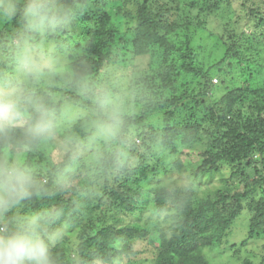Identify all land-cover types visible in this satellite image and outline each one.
I'll return each mask as SVG.
<instances>
[{
  "label": "trees",
  "instance_id": "trees-1",
  "mask_svg": "<svg viewBox=\"0 0 264 264\" xmlns=\"http://www.w3.org/2000/svg\"><path fill=\"white\" fill-rule=\"evenodd\" d=\"M8 3L9 0H0V89L9 90L16 87L17 81L6 77L8 56L19 53L16 40L23 26L19 15L6 13ZM62 3L83 7L66 27L44 35L27 34L25 38L34 46L33 54L49 58L57 50L66 49L68 60H74L66 64L63 82L55 81L51 73L50 82L40 81V85L16 61L13 68L24 76L19 85L21 110L15 127L10 122H0V164L5 162L6 154H26L25 165L33 169L32 160L50 138L30 141L25 133L35 122L38 104H44L50 113L52 133L63 113L62 96L71 102L66 106L67 115L87 112L70 127L65 141H71L72 145L90 138V126L99 119L94 94L100 89L110 92V80L117 81V86L119 80H126L130 90L124 94L122 120L126 134L112 141L118 140L134 154L137 143L127 136V128L145 129L148 117L161 112L165 113L162 119L165 124L160 129L163 136L158 137L152 125L147 133L143 131L144 145L140 150L143 152L138 165L131 168L117 163V153L105 150V156L87 168L100 167L102 174L91 180L103 184L96 202L94 197L90 198V190L80 174H72L67 184L55 185L57 178L73 164L76 150L71 146L64 159L54 162L45 173L47 184H37L32 194L18 205L22 211L16 214L11 209L6 215L51 214L47 231L60 234L52 249L50 245L54 264H72L64 257L70 252L67 248L73 239L78 241L75 264H132L138 252L136 243L147 244V240L151 246L147 245L144 252L151 264H216L210 254L230 245L229 233L244 211V202L252 198L247 205L251 214L247 238L226 247L233 251L229 259L235 260L242 247L264 235V64L249 62L245 68L239 66L240 51H248L242 40L258 41L260 35L255 30L248 36L238 27L246 14L264 25V0H241L237 10L236 0H62ZM226 10L230 15L232 10L240 13L232 24L218 23L217 15ZM2 13L8 16L7 20ZM209 40L225 53L213 65L206 62ZM227 66L229 69H225ZM218 67L220 84L213 82L216 78L211 73L215 74ZM108 69H112V76L106 74ZM192 78L196 82L190 89ZM80 81L88 85V92L76 90ZM218 90H224V95L216 101L214 94ZM57 94L61 98L56 99ZM183 101L190 102L192 107L187 109L186 124L177 127L173 113L168 110ZM134 107L141 110L140 115L126 113V109L131 111ZM198 111H203L204 116L199 117ZM11 116L12 113L10 121ZM160 139L161 147L173 152L177 151L178 143L189 149H203L195 176L208 169L220 171L226 165L231 173L224 182L232 184L238 180L242 189H231L226 184L209 199L194 203L191 186L171 188L159 170L147 162L154 161V157L145 152H151L150 144ZM257 155L263 160L253 164L251 159ZM181 165L178 160L172 168ZM92 202L94 218L87 221L83 207L91 206ZM169 219L171 226L165 230L163 223ZM91 230L93 234H89ZM254 252L248 249L255 260H244L243 264H264V257L258 259ZM219 258L221 261L223 256Z\"/></svg>",
  "mask_w": 264,
  "mask_h": 264
},
{
  "label": "rangeland",
  "instance_id": "rangeland-1",
  "mask_svg": "<svg viewBox=\"0 0 264 264\" xmlns=\"http://www.w3.org/2000/svg\"><path fill=\"white\" fill-rule=\"evenodd\" d=\"M236 1H238L237 5L235 6V9L237 10L238 5L241 3V0H236ZM236 10H234V12L232 10L231 15L228 10L224 11L223 13L218 14L216 17L217 22L218 23L223 22V24H227L228 22H230V24H232L240 13L239 11H236ZM235 13L237 16L235 15ZM241 14L243 15L242 12ZM2 15L5 16L4 17L5 20L8 19L7 15L3 13ZM4 18L2 16V19ZM243 18L245 20L242 21V24L238 26L239 31H245V33L248 36H251V33H254L256 30V34L260 35V40L255 41V40L250 39L249 41H247L246 38L242 40V43L248 47V51L244 49L240 51L242 60L240 61L239 66L241 67V65L242 66L244 65V68H245L247 65H250L249 62H255V64H258V63L264 64V25L260 23L258 18H255L251 14H246ZM2 22L3 21L1 20V23ZM213 39L217 41V37H213ZM204 46H206V41L204 42ZM206 51H207V56H208L206 58V62L208 65H213L214 63L220 61L224 57V54H225L224 49H220L217 46V43L211 44L210 40L207 44ZM18 55L19 53L9 54L8 61L10 60V63H8V66H6L8 70L6 72V75H7L6 77L13 78V80L17 81L15 88L22 93V89L19 87V85L21 82L24 81V76H22L19 72H17L18 71L17 68H13L14 65L16 64ZM33 55L37 56L41 63H47L49 65L44 70V74L39 79H37V84L39 85H40V81L50 82L49 75L51 73L55 81L58 79H61L63 82L64 79L66 78V75L65 73H62V72L64 68L67 66L66 64L74 60V58H71L70 60H68L69 56H68V51L66 49L59 50V51L57 50V52L52 57H49V58L47 57L44 58L45 56L43 57L41 54L36 55L34 53ZM0 61H2L1 57H0ZM140 63H142V61H140ZM225 69H229V67L227 66L225 67ZM108 70L106 71V74H110V76H112L113 75L111 72L112 69H108ZM218 70H219V67L216 68L215 74H213L214 71L211 73H212V76L216 78L219 81L218 83L220 84L221 78L216 75V71ZM46 71L48 72V74L46 73ZM194 80H195L194 78L191 79V81L193 82L190 85V89H193L195 86L194 82H196V80L195 81ZM119 82L121 83H119V86H117L116 84L117 81H113V80L109 81L110 92L113 93L115 91L116 93H121L125 95L129 94L130 93L129 87L127 89L128 82L126 80H119ZM56 85H58V83ZM43 88L47 89V86H43ZM9 90L0 89V94H5ZM223 95H224V90L216 91L214 94L216 101H219L220 97ZM55 97L56 99L61 98L60 94H57ZM61 99L65 105V109L63 105V109H62L63 113H62L60 122L58 123L56 128H54V130L52 131L50 139L45 144H43V146H41L38 154L32 160L33 169H28L25 165L26 154H17V155L6 154L5 162L9 164L16 163V164H19L25 167L32 173L35 185L37 184L41 185L40 182L43 185H46L47 184L45 182L46 178H44L45 173L48 170H50L54 162L56 163L64 159L68 150L72 148L71 146H75L76 151L74 152L73 164L63 175L57 178V180L55 181V185L58 186L60 184H67L72 174L73 176L80 174V179H81V176H83L82 179L86 182L87 187L90 190V193H89L90 198L94 197L95 202H96L100 194L98 191L102 190L103 184L102 183L99 184L98 181L91 182V180L94 179L93 176L102 175V174H101V171L99 170L100 167L99 169L93 168L91 170H88L87 168L89 166L96 165L98 161L101 159V157H104L105 156L104 154L109 153V152L118 154L116 155L118 159L117 163H119L122 166L131 168V167L138 165V162L143 152L140 150L143 148V145H144V142H143L144 138L142 137V132L144 131L143 133H147L148 127L152 125L154 126L156 130L155 134L158 137H162L163 132L161 133L160 129H162V125L164 126L165 124V123H162V119H163V116H165V113L161 112V113L152 114L150 116L148 115L149 117L146 121V124L144 125L146 127L145 129L139 128L137 126H131V127L127 126L128 127L127 136L129 138H133L135 142L137 143L136 151L133 154V153H130V151L127 150L124 145L117 143L118 140L112 141L113 139L104 140V139L96 138L94 122L91 124L90 126L91 128L89 130V132L92 131L91 132L92 136L90 138L78 144L72 143L71 145V141L66 142L64 135L68 131H70V127L75 123V121H77V119L79 118L85 117L87 112L86 110L84 111L80 110L81 113L79 114L75 115L74 113L73 114L68 113L67 115L68 110H66V106L71 105V102L65 101V97L63 96ZM182 104L183 105L185 104V105L183 106ZM188 107L189 109L192 107L190 102L183 101L178 107L176 106L168 110L169 112L173 113V119L177 127L186 124V120H188L187 118H189L187 114ZM130 108H132V106H130ZM140 112L141 110L136 109L135 107L131 109V111H128L126 109V113L127 114L129 113L130 115L131 114L140 115ZM197 114L199 115V117L204 116L203 111H198ZM94 116L97 117V114L94 113ZM173 119H172V122H173ZM0 122H8V123L10 122V112L8 111L6 107L0 109ZM123 126H124V121L122 122L120 133L118 137L116 138H120L122 135L126 134L124 132ZM110 141L112 142L109 143ZM146 144H149V143L146 142ZM150 146H151V152H145V153L149 155L152 154L154 157L153 159L154 161L148 160L147 162H149L152 167H155L156 169L159 170L161 177L162 176L165 177L164 179L165 183L167 185H171V188L174 187L177 189H188L191 186L194 203L197 201H204L206 200L208 196H214L218 190L222 189L223 187L227 185L231 189H235V190L237 188L239 190L242 189V187L241 189L239 188V183L237 182L238 180L236 181V183L231 182L232 184H228L224 182V180H226L230 176V173H231L229 170V167H227L226 165H222L220 167V171L208 169V171H206L204 174L200 175L199 177H196L195 173H196L197 167H199L202 162L199 155L201 152L204 151L203 149L199 147H193L189 149L188 147L181 146L178 143L177 151L173 152L171 148L161 147V139L157 143H154V144L151 143ZM105 150L106 152L103 154ZM178 160L181 161L182 163L181 168H174V167L172 168V164ZM251 160H252V163L255 164L256 162L260 163V161L263 160V158L257 155ZM37 173H40V176L36 175ZM262 175H264L263 172H262ZM262 195L264 196L263 193ZM213 198L214 197H211V199ZM251 202H252V198H249L246 202H244V207H245L244 211L240 214L239 218L234 223L232 230L229 233V236L227 239V242L230 245H233L234 243L238 244L247 238L248 224L250 222V217H251V214L249 213V209L247 205ZM93 206H94V203L92 202L91 206L86 205L85 207H83L86 210L84 214H85L87 221H90L91 219L94 218V215L92 214ZM12 210L16 214H19L22 211V207L16 206ZM26 215H29V214H26ZM171 223L172 221L170 219L169 221L163 223L164 229L165 230L168 229V227L171 226ZM93 232L94 231L91 230L89 231V234H93ZM146 242L147 244H144L143 242H140V241L136 243L135 247L137 248L138 252L136 256L132 258L133 259V261H131V263L133 262L132 264H151L150 259H148L149 255H146V253L144 252V249H146L147 245L149 247L151 246L150 245L151 242L148 240ZM55 244H56L55 241H53L51 244V249L52 247L55 246ZM77 244H78V241L76 239H73L70 242V246L67 248V250H69L70 252L67 254V256L64 257L66 262L72 263V264L76 263L77 258L74 252L76 250ZM230 245H226V246L223 245L220 249H217L220 252H217V250L212 252L210 254V257L213 260V262H215L216 264H243L244 260L254 261L255 258L251 254L248 253V249L250 251L254 250L255 251L254 255H256L258 259H260L261 257H264V235H262L259 239L252 240L249 243L248 247L247 246L242 247L239 257L235 258V260H232V261L229 259V257L230 256L232 257L233 251L231 250V248H228V249L226 248V247H229ZM220 255L223 256L221 261H219Z\"/></svg>",
  "mask_w": 264,
  "mask_h": 264
},
{
  "label": "clouds",
  "instance_id": "clouds-1",
  "mask_svg": "<svg viewBox=\"0 0 264 264\" xmlns=\"http://www.w3.org/2000/svg\"><path fill=\"white\" fill-rule=\"evenodd\" d=\"M82 7L66 6L62 0H9L6 13L19 15L22 21L23 32L16 40L17 61L26 75L39 79L49 65L33 55L34 46L25 36L44 35L66 27ZM76 88L82 94L89 91L83 81L77 82ZM20 99L21 92L16 88L0 94V108L6 107L12 113L11 127L16 126ZM93 102L99 113V119L94 122L95 137L104 140L118 137L125 112V95L100 89L94 94ZM36 112L34 124L25 133L30 141L50 138L53 127L44 104H38ZM35 187L33 175L25 167L16 163L0 164V264H54L50 245L60 234L47 231L51 214L6 215L28 198Z\"/></svg>",
  "mask_w": 264,
  "mask_h": 264
},
{
  "label": "built area",
  "instance_id": "built-area-1",
  "mask_svg": "<svg viewBox=\"0 0 264 264\" xmlns=\"http://www.w3.org/2000/svg\"><path fill=\"white\" fill-rule=\"evenodd\" d=\"M218 82V80L217 79H214V83H217Z\"/></svg>",
  "mask_w": 264,
  "mask_h": 264
}]
</instances>
